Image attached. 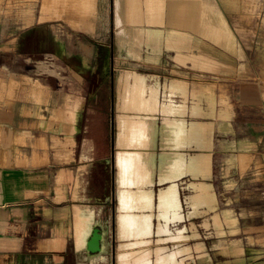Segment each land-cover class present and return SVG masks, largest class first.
I'll list each match as a JSON object with an SVG mask.
<instances>
[{
    "label": "crops",
    "instance_id": "obj_1",
    "mask_svg": "<svg viewBox=\"0 0 264 264\" xmlns=\"http://www.w3.org/2000/svg\"><path fill=\"white\" fill-rule=\"evenodd\" d=\"M249 3L235 0L234 7ZM0 8H14L9 22L0 21V88L5 82L11 93L0 99V264H70L71 258L72 264H108L112 206L117 255L119 214L128 217L122 233L126 264H188L183 255L193 259V248L180 242L186 230L195 231V215L189 208L184 212L183 202L179 209L178 183L189 176L185 171L194 155V113L188 95L194 84L181 79L188 85L160 89L146 83L148 92L156 95L146 97L139 109L134 139L130 100L123 115L116 104L115 164L123 148L133 151L142 169V175L124 186L120 199L114 154L111 158L108 151L107 86L96 90L108 71L83 67L99 60L95 35L101 21L107 22L110 8L115 11L117 38V0H0ZM188 8H194L191 1ZM70 29L95 42L70 37ZM34 43L37 49L29 47ZM35 50L52 54L56 68L13 67L14 62L32 61ZM4 53H10V63L4 62ZM169 55L179 60L175 53ZM185 138L186 145H180ZM180 215V221L191 222L176 229L171 218ZM97 225L106 234L104 251L90 258L87 241Z\"/></svg>",
    "mask_w": 264,
    "mask_h": 264
},
{
    "label": "rangeland",
    "instance_id": "obj_2",
    "mask_svg": "<svg viewBox=\"0 0 264 264\" xmlns=\"http://www.w3.org/2000/svg\"><path fill=\"white\" fill-rule=\"evenodd\" d=\"M229 1L217 0L241 48L240 55L236 56L238 69L233 75L190 65L178 66L167 52L163 54L159 64L128 57L127 54L122 56L117 44L114 8L109 9L107 22L104 20L102 23L101 21L95 35L97 51L95 53L99 54V60L95 59L83 66L108 71V77L100 78V82L96 83V90L99 91L107 86V101L111 112L108 123L110 129L108 151L111 158L115 153L114 142L117 130L114 120L116 119V104L119 105V94L116 92V87H118L117 80L120 70L123 68L136 70L135 73L140 76V78H134L128 98L134 110L130 125V134L133 139L138 133V111L142 108L146 97L149 96L150 86L146 83L160 86V89H163V86L172 78L184 79L190 84L203 83L202 85L215 91L219 100L221 95H225L230 101L233 108L231 119L233 131L221 129L218 120L212 117L209 119L215 123L212 149L202 148L195 138L193 140L195 155L202 149L211 152L212 173L210 177L203 179L198 176H184L180 180V195L184 212L188 211L186 194L190 191V183L207 181L215 195V204L209 210L206 209L192 218L196 224V230L193 231L190 228L186 230L187 237L180 242L184 246L193 248V259L188 253L183 255L188 264H264V58H262L264 57L262 56L264 55V0H250L251 3L240 10L233 7L232 2ZM20 10L25 9L20 8ZM12 11L14 8H0V21L9 22ZM67 31L70 37L91 40L87 35L76 34L74 30ZM29 47L37 49L35 43ZM3 58L6 63H10L12 59L10 53H4ZM74 64L79 65V62L74 60ZM130 66L133 68H129ZM13 67L50 71L56 68V62L52 54H37L36 52L32 61L14 62ZM1 85L0 99L4 100L6 95L10 97L11 93L9 89L6 92L5 82ZM181 102L178 101L179 106ZM204 103L207 107V101ZM219 105L220 101L217 103L218 108ZM113 106L115 114L112 113ZM183 112L185 115V109ZM197 117L194 115V122L198 121ZM180 119L183 120L181 116ZM243 140L249 143L248 147L243 149L233 147L234 144H239ZM186 143V138L183 143L180 141V145H186ZM136 168L138 174L142 175V169H139L137 165ZM110 180L113 189L114 172L111 173ZM112 203L115 215L116 200L113 193ZM112 209L113 206L110 208L108 264L116 263L117 253L114 234L115 221L111 219ZM226 213L233 218L234 222L237 219V223L227 224L224 221ZM216 219H219L221 224H216ZM190 222L191 220L187 218L186 221H180L174 225L180 226ZM198 244H200L199 249ZM235 244L242 249L240 254L232 252L231 247ZM70 264H72V258Z\"/></svg>",
    "mask_w": 264,
    "mask_h": 264
},
{
    "label": "bare ground",
    "instance_id": "obj_3",
    "mask_svg": "<svg viewBox=\"0 0 264 264\" xmlns=\"http://www.w3.org/2000/svg\"><path fill=\"white\" fill-rule=\"evenodd\" d=\"M190 1L194 8H188ZM190 1L145 0L143 2V0H117V38L120 54L126 53L128 57L159 64L163 52L166 51L170 54L173 52L176 54V58L179 59L175 61L177 64L191 62L194 67L210 69L220 73L235 74L238 67L234 60L236 55H240V48L235 32L230 26L225 13L219 7L216 0ZM230 1L234 7L235 0ZM236 9L240 10L241 8ZM187 59L190 61H187ZM129 68H133V66ZM135 71L123 68L120 70L118 76V102L120 114L122 115L123 108L127 107L126 104L132 89L133 80L134 78H140ZM166 84H175L180 87L188 85L187 82L176 78L170 79ZM202 84L194 83L193 87H190L188 94L191 99V110L194 115L198 116V121L194 122L193 133L194 138L199 143L198 145L211 150L215 123L209 119L215 117L221 129L233 131L231 122L233 108L225 95H221L219 100L212 88ZM155 95V92L149 93V96H152V98ZM205 101H207V107H205ZM219 101L220 105L218 108L217 103ZM152 104H150L151 108L149 110L153 109ZM131 112H133V109H131ZM133 116L129 115L130 118ZM120 120L122 122L121 118ZM248 145L249 143L243 140L239 144H234L233 147L243 149L248 147ZM211 159V152L202 149L196 155L194 153L191 165L187 167V171L185 172L192 177L198 176L207 179L212 173ZM116 172L119 183V197L122 199L124 186L129 184L134 176L138 177L136 158L133 151L123 150V148L118 150ZM178 186L180 187V181ZM189 190V193L186 194V201L188 208L193 211L194 215L200 214L206 209L209 210L215 204L214 192L207 181L192 182L189 185ZM179 202L180 209L182 203L181 196ZM126 220H128V217L119 214L118 255L116 254L118 264H126L123 249L127 246L122 241V233L126 226ZM173 220H175L174 217L171 218L173 225L179 223L181 215L177 220ZM224 221L229 225L235 223L233 218L227 213ZM218 223L221 224L220 220L216 219V224ZM194 229L196 230L195 223ZM199 245H197L198 249L200 248ZM201 245L204 244L201 243ZM231 250L235 254L242 252L238 244L233 245ZM101 254H98L97 257Z\"/></svg>",
    "mask_w": 264,
    "mask_h": 264
},
{
    "label": "water",
    "instance_id": "obj_4",
    "mask_svg": "<svg viewBox=\"0 0 264 264\" xmlns=\"http://www.w3.org/2000/svg\"><path fill=\"white\" fill-rule=\"evenodd\" d=\"M115 122H116V119H115ZM116 130H117V127H116ZM114 149H115V146H114ZM114 165H115V170H116L115 153H114ZM115 198H116V185H115ZM115 214H116V205H115ZM105 240H106V234L102 230V226H98V225L94 226L90 234V237L88 238L87 246H86V249L88 251L90 258L92 256L101 254L103 252ZM108 242H109V239H108ZM107 254H108V251L106 255Z\"/></svg>",
    "mask_w": 264,
    "mask_h": 264
}]
</instances>
